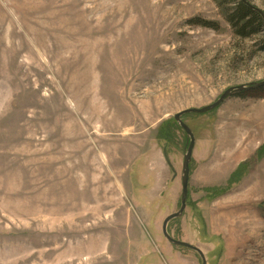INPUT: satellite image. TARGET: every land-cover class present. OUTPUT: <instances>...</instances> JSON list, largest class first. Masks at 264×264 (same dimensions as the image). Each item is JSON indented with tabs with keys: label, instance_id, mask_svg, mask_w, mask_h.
I'll use <instances>...</instances> for the list:
<instances>
[{
	"label": "rangeland",
	"instance_id": "374dc122",
	"mask_svg": "<svg viewBox=\"0 0 264 264\" xmlns=\"http://www.w3.org/2000/svg\"><path fill=\"white\" fill-rule=\"evenodd\" d=\"M242 2L0 0V264H202L163 234L190 146L175 117L264 82ZM181 118L169 233L208 264H264V87Z\"/></svg>",
	"mask_w": 264,
	"mask_h": 264
},
{
	"label": "water",
	"instance_id": "95a60500",
	"mask_svg": "<svg viewBox=\"0 0 264 264\" xmlns=\"http://www.w3.org/2000/svg\"><path fill=\"white\" fill-rule=\"evenodd\" d=\"M243 3L247 7L252 9L253 11L259 13L262 16V18L264 19V12L262 10H260L256 6H254L248 0H243ZM256 87L257 88L264 87V82L231 88V89L227 90L221 96V98L217 102H215L214 104L207 106V107H204V108H201V109H197V108L189 109V110L181 112L180 114H178L175 117L176 121L178 122L180 127H182L187 132V134L190 138V141H189L190 146H189V149L185 155L184 164H183V174H182L183 192H182V197H181V209L179 212H177V213L169 216L168 218H166V220L163 223V234L166 237V239L170 242V244H172L173 246L184 247V248L193 250L196 253H198V255L200 256V258L202 260V264H208V263H207V259L204 255L203 251L200 248L193 246L192 244L186 243L184 241L177 240L169 233L170 223L172 221L178 219V218H181L187 209V202H188V197H189L190 172H191L190 164L192 161L193 152H194V148H195V136H194L193 132L191 131V129L183 122L181 117L183 115H187V114H208V113H211V112L215 111L216 109L220 108L224 104V102L229 97H231L232 95H234L236 93L244 92V91L249 90V89H254ZM166 161L168 162L170 168L172 170H174L173 165L171 164L167 155H166Z\"/></svg>",
	"mask_w": 264,
	"mask_h": 264
},
{
	"label": "trees",
	"instance_id": "16d2710c",
	"mask_svg": "<svg viewBox=\"0 0 264 264\" xmlns=\"http://www.w3.org/2000/svg\"><path fill=\"white\" fill-rule=\"evenodd\" d=\"M239 13L241 14V16H240L239 19H241V21H243V22H245V21L247 20L248 17H252V18H254V19L257 20V21H260L261 19H263L262 16H260L257 12L253 11V10L250 9L249 7H247L243 2H242V4L240 5ZM263 20H264V19H263ZM206 25H210V24H206ZM245 26L248 27V23H246ZM259 155H260V156H263V155H264V147H263L262 150L260 151ZM241 169H242V167H241ZM241 169H240L236 174H234V176H233L232 179H231V183H233V182L235 181V179H236L237 177H239V175H240V173H241V172H240ZM222 191H223V190H222ZM222 191H221V192H222ZM218 193H220V192L218 191Z\"/></svg>",
	"mask_w": 264,
	"mask_h": 264
}]
</instances>
